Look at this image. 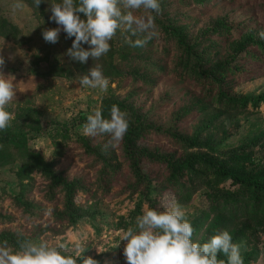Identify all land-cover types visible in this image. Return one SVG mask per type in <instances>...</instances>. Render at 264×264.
<instances>
[{
	"label": "rangeland",
	"instance_id": "rangeland-1",
	"mask_svg": "<svg viewBox=\"0 0 264 264\" xmlns=\"http://www.w3.org/2000/svg\"><path fill=\"white\" fill-rule=\"evenodd\" d=\"M48 2L49 17L50 4L55 0ZM33 7L29 0H0L2 15L18 28L17 39L0 36V57L4 60L0 71L14 77L17 84L9 105L11 128L16 130L14 120L19 124L24 119L28 147L65 176L81 181L85 190H80L76 198L78 221L71 225L61 222L56 211L65 207L64 192L51 191V178L38 172L19 179L21 156L16 148L3 143L0 235L8 232L22 240L63 243L73 252L80 245L84 255L98 264H126L123 232L134 226L142 210L177 203V183L198 179L187 169L174 173L169 157L180 161L199 156L193 159L200 170L198 177L226 193L238 191L239 186L214 176L209 160H218L252 177L264 171V51L252 45L250 53L241 57L240 70L226 71L229 95L240 106L224 105L214 98L222 85L179 65L181 49L176 38L169 35L170 28L166 30L156 21L161 19L173 28L184 26L189 39H197L201 51L213 59L210 68L223 72L236 49L226 42L243 35L239 45L250 36L264 42L259 36L264 31V0H161V11L155 17L156 38L142 48L125 44L119 31L113 38L104 57L113 55L121 74L108 78L106 92L82 87L78 78L65 77L66 42H45L42 33L53 28V22ZM223 17L236 25L232 34L209 31ZM64 39L71 47L72 40ZM114 104L126 109L132 123L130 111L143 115V125H153L139 137L138 145L161 153L163 159L143 158L137 171L123 140L112 147L106 134H83L88 114L96 109L104 114ZM29 106L33 109L32 121L27 119ZM9 129L0 132L1 136H10ZM172 133L187 136L193 146L182 145ZM88 139L97 155L87 153L84 141ZM4 151L12 156L2 158ZM207 191L195 193L183 208L192 224L207 206ZM240 244L245 264H264V233L256 239H243Z\"/></svg>",
	"mask_w": 264,
	"mask_h": 264
},
{
	"label": "clouds",
	"instance_id": "clouds-1",
	"mask_svg": "<svg viewBox=\"0 0 264 264\" xmlns=\"http://www.w3.org/2000/svg\"><path fill=\"white\" fill-rule=\"evenodd\" d=\"M33 2L39 8L48 0ZM140 10H143L142 15H135ZM50 11L49 19L57 27L43 31L45 42L57 43L63 32L66 39L72 40L66 55L72 61L87 64L89 58L95 62L109 53L118 31L124 43L133 48H142L156 38L155 17L161 11V0H55L50 4ZM259 36L264 39V31ZM3 64L0 57V66ZM79 84L106 92L109 79L104 75L102 65L94 63L85 74L79 75ZM16 86L14 77L0 71V132L11 127L13 114L9 105L15 98ZM129 127L128 112L114 104L109 118H105L100 109L88 114L83 134H106L109 144L115 147ZM194 231L179 203L163 209L146 208L135 218L134 226L123 232L121 242H125L126 264H245L241 244L233 241L228 230L218 231L203 243L193 239ZM84 252L80 245H76L73 252L63 243L49 244L30 239L18 241L13 249L4 241L0 242V264H98ZM220 254L227 259H220Z\"/></svg>",
	"mask_w": 264,
	"mask_h": 264
},
{
	"label": "trees",
	"instance_id": "trees-1",
	"mask_svg": "<svg viewBox=\"0 0 264 264\" xmlns=\"http://www.w3.org/2000/svg\"><path fill=\"white\" fill-rule=\"evenodd\" d=\"M29 1L32 6L36 7L33 0ZM196 1L198 3L204 2V0ZM39 9L42 10L44 18L50 22V16L48 17V15H46L49 11L46 10L45 2L41 3ZM156 21H158L160 25L164 26L166 30H169L170 28L169 35L176 38L181 49V59H178L180 62L179 65L182 64L183 68L188 69L189 71H194L195 73L200 72L199 76H201V78L205 76L207 79L210 78L213 83L216 81L219 85L221 84L222 88L220 89L218 96L214 97L218 98L220 103L224 105L232 104L240 106V103L229 95L225 73L227 70L232 72L236 70L239 71L241 68L239 65L241 57L250 53L252 50L250 47L252 45H258L259 49L264 51V42L257 41L254 37L250 36L246 42L239 45V42L244 35L234 39L233 41L226 42L227 45L229 43L231 46H236V49L229 62L223 66V72H219V70L210 68V66L214 64L213 59L210 58L206 52L201 51V44L197 41V39L194 41L189 39L184 26L173 28L171 25L165 26V23H162L161 19H156ZM55 27H57V25L53 22V28ZM235 27L236 25L233 21H231L228 17H223L214 22L209 28V31L231 35L232 30ZM0 36L6 39H10L15 36L17 39L18 36V28L2 15L1 9ZM64 36V33L60 34L58 42H66L65 45L67 51L70 45L69 42L64 39ZM67 58L68 63L65 65L64 70V72L66 71V74L62 72L67 78L75 77L76 79H79V75L85 74L91 67L94 66V63L102 65L103 73L107 78H117L118 74H121L118 71V64L113 55H110V59L102 57L100 60L95 62L92 59H89L87 64H80L79 62L72 61L68 56ZM207 63H210V65ZM29 107V117L27 116V119L32 121L33 118L30 114L33 109L31 106ZM110 109H107V111L103 114L105 118H109ZM130 116L134 118V122L132 123V121H130V128L123 138V144H125V149L131 159V162L134 163L136 168H138V171L141 170V162L143 158H148L150 161H159L164 158V155H161L159 152L149 151L144 147H139V137L143 135L145 130L148 132L154 127L150 123L143 125L144 118L142 114L138 115L134 111H130ZM85 119L87 120V116ZM20 121L21 122L19 124H17L16 120L13 121L16 130L11 127H9L10 129L8 128L9 130H7V132L10 136L3 137L0 134V138H4L2 139L3 141L0 140V146L2 147L3 143H5L7 146H12L14 147L13 149L16 148L18 150L19 156H21L20 170L18 171L19 179L23 180L22 177L24 174L28 177L34 172L41 173L44 176L51 178L50 190L54 191L56 189H60L65 194V207L62 211H56V216L61 222H66L69 225L75 224V222L79 219L76 216L78 212L76 198L80 190H85L84 185L77 179H70L65 176L64 173L55 168V164L47 163L42 155L29 148L25 140L27 131H24L23 129V123L26 122L24 119H21ZM171 135L175 138V140L182 143V145L187 147L193 146V143L190 142L191 140H189L187 136L175 133H172ZM84 144L87 153H95L96 149L91 147L89 139L85 140ZM8 155L12 156V153L10 151H4L2 158H8ZM192 158L198 159L199 156H192ZM193 159H181L180 161H177L175 157H169V163L172 164L171 167L174 173L177 170L187 169L198 178L195 182L177 183L176 181L177 184L174 187V192L177 203L184 208L187 206L195 193H198L203 189H207V192L209 193L207 195L208 201L206 208L203 209L197 219L193 222V227L195 229L193 239L199 240L203 243L218 231L226 229L231 233L233 241L240 243L243 239H256L261 235V233H264V171H262L259 175L252 177L242 171L238 172L231 169L225 163L218 162V160H209L208 164H210V166L212 165L213 171L211 172L214 176L222 181L231 180L233 185L239 186L238 191L226 193L221 192L222 190L212 185V183L210 184L206 181H201L203 178L200 176L198 177L200 170L195 167V160ZM200 160L204 161V158H200ZM106 174L108 175L107 172ZM146 177L148 176L146 175ZM207 186H211L212 190ZM4 241H6L10 247L15 249L17 242L23 240L16 238L14 234L4 232L0 235V242ZM219 258L224 260L227 259V257L223 254H220Z\"/></svg>",
	"mask_w": 264,
	"mask_h": 264
}]
</instances>
